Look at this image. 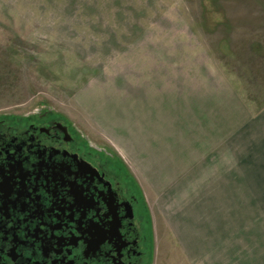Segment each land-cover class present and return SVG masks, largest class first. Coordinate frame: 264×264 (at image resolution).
<instances>
[{
    "label": "rangeland",
    "instance_id": "1",
    "mask_svg": "<svg viewBox=\"0 0 264 264\" xmlns=\"http://www.w3.org/2000/svg\"><path fill=\"white\" fill-rule=\"evenodd\" d=\"M33 111L134 175L155 264H264V0H0V118Z\"/></svg>",
    "mask_w": 264,
    "mask_h": 264
},
{
    "label": "flooded vegetation",
    "instance_id": "2",
    "mask_svg": "<svg viewBox=\"0 0 264 264\" xmlns=\"http://www.w3.org/2000/svg\"><path fill=\"white\" fill-rule=\"evenodd\" d=\"M155 261L151 208L116 155L57 111L0 118V264Z\"/></svg>",
    "mask_w": 264,
    "mask_h": 264
},
{
    "label": "crops",
    "instance_id": "3",
    "mask_svg": "<svg viewBox=\"0 0 264 264\" xmlns=\"http://www.w3.org/2000/svg\"><path fill=\"white\" fill-rule=\"evenodd\" d=\"M249 129H250V128H249ZM256 134H259V129H258V131H257ZM251 160H252V158H251ZM221 227H223V225H220V228H221ZM194 234H195V233H194ZM195 236H196V235H195ZM188 237H190V238H194V236H193V235L191 236V234H190V235L188 234V235L186 236V238H188ZM197 237L199 238V236H197Z\"/></svg>",
    "mask_w": 264,
    "mask_h": 264
}]
</instances>
